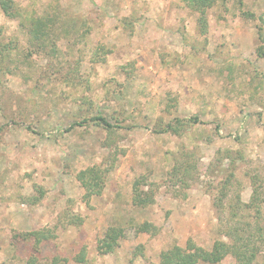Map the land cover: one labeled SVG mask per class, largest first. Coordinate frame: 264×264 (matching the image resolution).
I'll return each mask as SVG.
<instances>
[{"label": "rangeland", "instance_id": "1", "mask_svg": "<svg viewBox=\"0 0 264 264\" xmlns=\"http://www.w3.org/2000/svg\"><path fill=\"white\" fill-rule=\"evenodd\" d=\"M6 2L14 15L0 5V264L32 254L44 264L159 263L175 244L230 242L232 218L260 238L264 0H215L204 32L183 0ZM97 115L121 127L106 129ZM177 118L190 122L157 131ZM92 166L105 185L86 201L77 174ZM136 190L156 203L135 205ZM144 222L152 232H137ZM54 226L58 236L37 250L12 239ZM108 232L119 243L102 254ZM259 245L253 264H264ZM216 264L238 263L229 255Z\"/></svg>", "mask_w": 264, "mask_h": 264}, {"label": "trees", "instance_id": "2", "mask_svg": "<svg viewBox=\"0 0 264 264\" xmlns=\"http://www.w3.org/2000/svg\"><path fill=\"white\" fill-rule=\"evenodd\" d=\"M187 7H190L193 11L199 13L198 24L201 25V29L204 32L207 26V17L205 12L207 8L211 7L215 0H183ZM0 5L4 12L8 15L13 16L14 14L10 11L6 0H0ZM255 17L254 15H251ZM35 24V22H34ZM43 25L47 27V23L44 22ZM42 37L46 38L47 32L44 28L39 30ZM260 40L262 45L258 47V51L261 56L264 58V36L260 35ZM87 121V120H85ZM92 121H95L98 125L104 126L106 129L113 130L120 128L121 126L112 124L104 116L97 115L92 117ZM194 122L198 123L199 119L196 117L193 119ZM190 121H185L183 119H175L174 122L167 124L164 128H160L157 131H174L177 133L179 127H182L184 123ZM176 124V125H175ZM178 125V127H177ZM74 125L67 127L65 131H70ZM182 171L185 175L183 179L187 180L188 173L182 168ZM103 170L98 166H92L85 170H81L77 174V179L81 182L82 186L85 188V194L83 198L86 201H89L93 195H100L104 189L105 178L103 175ZM134 197V204L138 206H146L149 204H155L153 194L145 192H137ZM222 197L220 202H216L214 205L217 208H220V205H223ZM240 203V200L238 201ZM70 224L72 225H81L83 222L82 217L77 214H72ZM56 227L54 228H39L32 231L20 232L14 231L12 236L13 240H16L17 236H21L24 239H31L34 242V247L39 249V245L43 241H47L53 238H56L57 231ZM153 227H155L151 222H144L137 227V232H152ZM223 233L227 235L231 241H225L218 239L214 242L211 249H206L202 246L196 245L192 241H189L186 247L175 244L167 250L162 251L161 259L159 263H150V264H200L201 262L207 263H220L224 258L229 255H232L238 264H253L257 255L260 252V241L264 240V233H260V238L243 226L242 220H236L234 218L226 221L225 227L223 228ZM259 238V240H258ZM118 238H115L110 232L106 235L105 238L101 239L98 244L99 252L102 254H108L114 252L118 246ZM76 260L79 262L85 261V256L83 254L76 257ZM61 259L59 257H54L47 264H61ZM24 264H44L41 263L36 254L29 256L27 261ZM46 264V263H45Z\"/></svg>", "mask_w": 264, "mask_h": 264}]
</instances>
